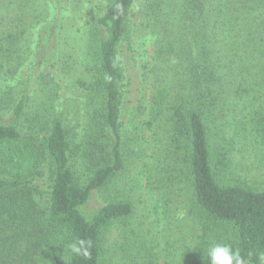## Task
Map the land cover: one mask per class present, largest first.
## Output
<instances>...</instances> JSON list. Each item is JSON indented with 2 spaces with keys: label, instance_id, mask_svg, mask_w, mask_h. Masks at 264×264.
Returning <instances> with one entry per match:
<instances>
[{
  "label": "trees",
  "instance_id": "16d2710c",
  "mask_svg": "<svg viewBox=\"0 0 264 264\" xmlns=\"http://www.w3.org/2000/svg\"><path fill=\"white\" fill-rule=\"evenodd\" d=\"M29 2L0 0V81L20 70L19 45L28 24ZM138 13L141 26L153 33L154 71L164 72L156 75L158 80L173 78L169 86H156L148 123L163 126L164 136L171 138L165 148L185 153L196 208L230 229L232 237L213 246H228L247 264H262L264 190L219 181L217 171L228 163L219 158L214 166L210 138L211 123L222 117L232 98L228 94L235 89L233 73L225 72V59L231 58V69L236 59L244 62L246 55L239 48L245 46L246 58L255 53L258 61L264 57V0H108L104 14L96 19L89 48L101 107L93 118L98 119V138L91 148L94 171L84 185L73 170L71 134L62 121H42L39 113L27 120L26 132L22 122L26 97L17 99L13 89L0 93V264H31L42 246L34 236L50 228L59 232L67 252L49 264H100L104 231L133 213L127 202L107 203L92 218L82 208L125 167L121 110L126 75L118 53ZM260 71L263 76L264 67ZM44 153L54 174L47 219L35 199L36 171ZM105 155L109 160L103 164L100 159ZM80 240L90 242V259L71 251L69 245Z\"/></svg>",
  "mask_w": 264,
  "mask_h": 264
},
{
  "label": "rangeland",
  "instance_id": "374dc122",
  "mask_svg": "<svg viewBox=\"0 0 264 264\" xmlns=\"http://www.w3.org/2000/svg\"><path fill=\"white\" fill-rule=\"evenodd\" d=\"M107 3L108 0H30L25 12L28 24L19 45L21 58H16L21 63L20 70L0 81V93L13 89L17 99L26 97L27 115L22 120L26 132L27 120L39 113L42 121H62L71 134L72 166L82 185L94 171L91 148L98 138V119L93 118L101 107L89 48L96 19L104 14ZM130 29L118 53L126 75L121 110L125 167L91 194L82 212L92 218L107 203L127 202L133 206L129 217L104 231L100 264H208L207 250L216 241L221 244L231 238L232 233L196 208L185 153L178 150L175 154V149L165 148L171 138L164 136L163 126L149 125L156 86H169L173 78L158 80L164 72L154 71L153 33L141 26L139 13ZM239 49L241 55H249L246 46ZM254 55L245 56L244 62L236 59L232 69L231 58L225 59V72L228 76L233 73L235 89L228 94L232 98L222 117L211 123L210 140L214 166H218L219 158L228 163L225 169L219 166V181L263 191L264 75L259 73L264 57L258 61ZM41 158L35 177V199L42 218L47 219L54 174L49 157L44 153ZM108 160L107 155L100 159L103 164ZM34 237L42 246L31 264H49L51 258L65 256L67 249L57 230L40 229Z\"/></svg>",
  "mask_w": 264,
  "mask_h": 264
},
{
  "label": "clouds",
  "instance_id": "9594fccd",
  "mask_svg": "<svg viewBox=\"0 0 264 264\" xmlns=\"http://www.w3.org/2000/svg\"><path fill=\"white\" fill-rule=\"evenodd\" d=\"M122 14V6L117 5ZM90 242L86 245L84 240L69 245L71 251L76 255L83 256L85 259H90L89 252ZM209 255L211 257V264H247V262L240 256L239 252H233L230 247L224 245H215L210 249ZM264 261V255L260 257Z\"/></svg>",
  "mask_w": 264,
  "mask_h": 264
}]
</instances>
